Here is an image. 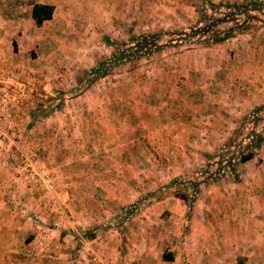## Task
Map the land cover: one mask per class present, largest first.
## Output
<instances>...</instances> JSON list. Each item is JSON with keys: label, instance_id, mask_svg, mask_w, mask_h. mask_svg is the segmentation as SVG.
Wrapping results in <instances>:
<instances>
[{"label": "rangeland", "instance_id": "374dc122", "mask_svg": "<svg viewBox=\"0 0 264 264\" xmlns=\"http://www.w3.org/2000/svg\"><path fill=\"white\" fill-rule=\"evenodd\" d=\"M1 183L14 264H264V0H0Z\"/></svg>", "mask_w": 264, "mask_h": 264}, {"label": "trees", "instance_id": "16d2710c", "mask_svg": "<svg viewBox=\"0 0 264 264\" xmlns=\"http://www.w3.org/2000/svg\"><path fill=\"white\" fill-rule=\"evenodd\" d=\"M244 6H246V5H244ZM253 6H256V7H252V8L257 9L259 7V4L253 5ZM52 12H53V5L48 4V3H41V2H32L31 6H30V13L29 14H30V18L32 19L33 23L35 25H40L44 21L49 20L51 18ZM212 29H213V26H207V28H205L204 30L206 32H209ZM229 34H230L229 29L227 31H224L223 35H221V36H217V35H215V33H213L212 35H210V40L220 41V40L226 38L227 36H229ZM149 36L151 38H145L146 36H144L141 40L138 41L137 44H142L143 46L150 44V45H153L152 46L153 49H158L159 45H157L154 42L155 35L152 34ZM120 57H121L120 55H116L115 58L114 57L113 58L115 60L116 58H120ZM105 72H106L105 67L102 64L99 65V67L93 69V74H96V75H103V74H105ZM253 121H256V118ZM236 132H238V131H236ZM249 136L247 137L248 141L246 144L248 146V148L258 147L260 145V142L262 139L261 135L260 134L251 135V133H250ZM232 146L234 147V150H237L238 146H236V143L235 144L230 143L228 145V147L224 150V151H226L227 154L224 153L222 156L220 154L218 159L215 161L216 167L214 169V174H215L214 176H216V177L220 176V173H219L220 170H225L226 172L228 171L227 163L225 164V162L227 160H230V161L232 160V161H236V162H245V161H247L253 157L252 151L247 152V153L237 152V155H234L232 149L230 148ZM228 172L230 173V171H228ZM232 178L234 180H236L238 177H237V175L234 174ZM162 259L166 260V261H171L173 259V256L170 252L164 251L162 253Z\"/></svg>", "mask_w": 264, "mask_h": 264}, {"label": "crops", "instance_id": "0c3cea01", "mask_svg": "<svg viewBox=\"0 0 264 264\" xmlns=\"http://www.w3.org/2000/svg\"><path fill=\"white\" fill-rule=\"evenodd\" d=\"M41 3H47V2H41ZM48 4H50V3H48ZM30 6H31V4H30ZM53 10H54V6H53ZM29 13H30V7H29ZM52 15H53V12H52ZM29 16H30V14H29ZM51 18H52V16H51ZM49 20H46V21H49ZM46 21H44V22H46ZM99 136H103V134L101 133ZM2 186H4V183L0 184V187H2ZM7 186L9 187V185H7ZM5 191L6 190H4V192ZM7 191H10V190H7ZM11 230L12 229L10 227L4 228V226H0V264H14V262H13L14 258L13 259L10 258V254L8 253V249L15 250V248L19 247V246L15 247L16 245L22 244V243L16 244L15 239H13V237L9 236V234L13 235ZM25 261H27V260H25ZM107 264H109V263H107Z\"/></svg>", "mask_w": 264, "mask_h": 264}]
</instances>
